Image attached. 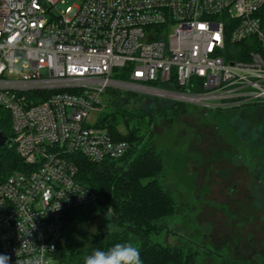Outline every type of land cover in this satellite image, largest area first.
I'll list each match as a JSON object with an SVG mask.
<instances>
[{
	"label": "built area",
	"instance_id": "2783aa9c",
	"mask_svg": "<svg viewBox=\"0 0 264 264\" xmlns=\"http://www.w3.org/2000/svg\"><path fill=\"white\" fill-rule=\"evenodd\" d=\"M58 3L0 0V106L23 163L0 183L9 264H55L63 214L97 199L77 182L74 159L116 161L128 151L88 120L106 89L207 109L264 104V0ZM170 82L200 91L157 87Z\"/></svg>",
	"mask_w": 264,
	"mask_h": 264
},
{
	"label": "rangeland",
	"instance_id": "374dc122",
	"mask_svg": "<svg viewBox=\"0 0 264 264\" xmlns=\"http://www.w3.org/2000/svg\"><path fill=\"white\" fill-rule=\"evenodd\" d=\"M60 1L57 11L78 2ZM143 95L148 97L139 101L146 109L153 101L145 98L170 101ZM100 98L104 102L105 94ZM187 105V112L170 122L152 113L153 144L162 148V184L174 200L165 220L168 231L158 240L195 252L198 264H259L264 261V167L257 155L264 144V108L235 109L225 133V123L222 128L214 122V109ZM99 112L90 115V123ZM102 219L87 222L85 232L99 229Z\"/></svg>",
	"mask_w": 264,
	"mask_h": 264
},
{
	"label": "trees",
	"instance_id": "16d2710c",
	"mask_svg": "<svg viewBox=\"0 0 264 264\" xmlns=\"http://www.w3.org/2000/svg\"><path fill=\"white\" fill-rule=\"evenodd\" d=\"M264 21V7L258 12ZM245 47V44H240ZM115 79H124L122 73H113ZM197 82L196 78L190 80ZM172 91L196 93L198 87H178L170 82L157 86ZM104 107L96 124L112 139L126 141L128 151L116 161L91 162L84 157L74 159L76 180L95 193L94 203L63 214V231L57 242L55 264H84V258L95 249H103L119 242H130L140 251L143 264H198L196 253L182 250L158 240L168 231L165 220L172 215L174 200L162 184L164 170L162 148L153 144L152 113L164 117L167 122L187 112L186 103L145 98L153 101L150 108L142 104V97L133 92L113 89L104 91ZM130 102L132 103L130 105ZM263 107L264 104H247L222 110L214 108L213 119L229 132L232 111L239 108ZM248 108V109H249ZM238 111V110H237ZM228 125V126H227ZM0 131L11 138L8 113L0 106ZM257 155L264 167V144ZM259 149V148H258ZM23 169L12 144L0 146V183L11 173ZM103 217L100 228L85 232L86 223L97 216ZM264 264V261L259 263Z\"/></svg>",
	"mask_w": 264,
	"mask_h": 264
},
{
	"label": "clouds",
	"instance_id": "9594fccd",
	"mask_svg": "<svg viewBox=\"0 0 264 264\" xmlns=\"http://www.w3.org/2000/svg\"><path fill=\"white\" fill-rule=\"evenodd\" d=\"M9 260L8 255L0 254V264H9ZM84 264H143V261L139 249L134 244L119 242L106 250H93L84 258Z\"/></svg>",
	"mask_w": 264,
	"mask_h": 264
},
{
	"label": "water",
	"instance_id": "95a60500",
	"mask_svg": "<svg viewBox=\"0 0 264 264\" xmlns=\"http://www.w3.org/2000/svg\"><path fill=\"white\" fill-rule=\"evenodd\" d=\"M10 143H11V139L0 131V146L8 145Z\"/></svg>",
	"mask_w": 264,
	"mask_h": 264
}]
</instances>
